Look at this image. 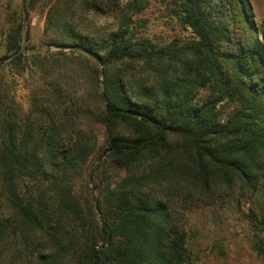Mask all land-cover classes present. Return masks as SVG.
I'll return each mask as SVG.
<instances>
[{"label": "trees", "instance_id": "trees-1", "mask_svg": "<svg viewBox=\"0 0 264 264\" xmlns=\"http://www.w3.org/2000/svg\"><path fill=\"white\" fill-rule=\"evenodd\" d=\"M38 1L8 17L0 66L22 68L25 13ZM160 1L189 40L137 35L147 0L49 5L55 64L85 75L81 93L55 76L20 115L0 78V264H194L189 214L229 202L246 205L264 259L263 32L247 0ZM77 10L113 23L83 29ZM222 101L236 104L224 116ZM104 163L124 175L95 183Z\"/></svg>", "mask_w": 264, "mask_h": 264}, {"label": "rangeland", "instance_id": "rangeland-1", "mask_svg": "<svg viewBox=\"0 0 264 264\" xmlns=\"http://www.w3.org/2000/svg\"><path fill=\"white\" fill-rule=\"evenodd\" d=\"M146 7L133 17L132 29L139 36H146L155 42H169L179 39L181 42L191 38L190 29L179 23L172 12L173 4L160 0H147ZM54 0H39L30 6L25 13L27 36L23 41L24 61L22 68L10 63L0 66V78L8 85V97L13 108L23 115L30 106V97L35 92H44V87L53 77L63 75L70 86L69 92L85 85L86 78L82 73L74 70L75 65L63 64L55 59H62L55 55L59 48L53 40H60L54 26L47 22V10ZM251 13L258 29L263 32L264 40V0H247ZM22 15L20 0H0V55L3 52L2 35L8 27V17ZM113 20L109 17L92 15L91 12L77 10L75 24L83 29L102 30L109 27ZM105 27V28H106ZM67 52V49H66ZM57 65V67H55ZM75 78V79H74ZM236 104L222 101L218 104L222 116L230 113ZM96 131L97 143L103 142L104 131L98 124H92ZM124 175L122 170L115 169L104 163L94 173V181L106 179L117 181ZM93 183H89V188ZM246 205L235 203L221 206L198 207L189 214L188 219V246L194 264H264L263 257L259 256L251 247L252 232L249 229Z\"/></svg>", "mask_w": 264, "mask_h": 264}]
</instances>
